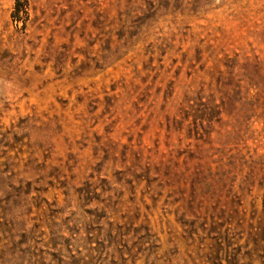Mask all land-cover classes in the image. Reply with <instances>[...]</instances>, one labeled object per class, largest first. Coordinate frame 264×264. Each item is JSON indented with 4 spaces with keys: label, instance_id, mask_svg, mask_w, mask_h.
I'll return each instance as SVG.
<instances>
[{
    "label": "rangeland",
    "instance_id": "374dc122",
    "mask_svg": "<svg viewBox=\"0 0 264 264\" xmlns=\"http://www.w3.org/2000/svg\"><path fill=\"white\" fill-rule=\"evenodd\" d=\"M0 264H264V0H0Z\"/></svg>",
    "mask_w": 264,
    "mask_h": 264
},
{
    "label": "trees",
    "instance_id": "16d2710c",
    "mask_svg": "<svg viewBox=\"0 0 264 264\" xmlns=\"http://www.w3.org/2000/svg\"><path fill=\"white\" fill-rule=\"evenodd\" d=\"M19 1H21V0H19Z\"/></svg>",
    "mask_w": 264,
    "mask_h": 264
}]
</instances>
